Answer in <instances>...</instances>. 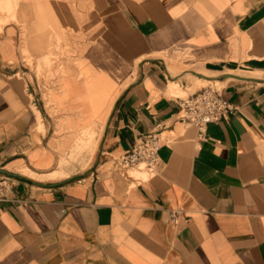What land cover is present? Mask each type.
<instances>
[{"label":"crops","instance_id":"crops-1","mask_svg":"<svg viewBox=\"0 0 264 264\" xmlns=\"http://www.w3.org/2000/svg\"><path fill=\"white\" fill-rule=\"evenodd\" d=\"M54 2L76 23L71 40L95 42L81 76L62 77L49 97L51 114L42 91L55 76L43 82L42 52L30 48L29 64L21 51L32 7L21 2V23L0 31V168L17 174L0 203V264H264V0ZM229 75L240 78L220 93L236 109L202 137L184 127L179 101L202 88L191 84ZM63 127L73 134L63 144L88 163L54 178L66 173L61 157L40 175L57 166ZM155 127L170 140L157 174L116 171L114 159Z\"/></svg>","mask_w":264,"mask_h":264},{"label":"rangeland","instance_id":"rangeland-1","mask_svg":"<svg viewBox=\"0 0 264 264\" xmlns=\"http://www.w3.org/2000/svg\"><path fill=\"white\" fill-rule=\"evenodd\" d=\"M21 2L25 3L26 6H31L35 16L37 17V20H35L30 28H24L23 24H20L21 22L18 19L19 6L21 5ZM58 11L59 9L56 7L54 0H0V31L7 23L14 22L16 24H20L22 28L21 36L23 38L21 51L24 59L29 64H32L33 56L30 52V48H36L37 51L42 52L41 56L37 58V77L47 83L50 75L55 76V79L53 80V87L46 88L42 91V96L51 114H59L60 112H57L55 108L52 107L49 97L53 93L61 90L62 77L71 75L79 78L81 76L79 65L80 60L82 59L83 54L90 49L95 42L92 38L93 35L89 36V40L85 41L71 40L72 37L75 38L77 36L74 33V31L77 30L76 23L72 20H66L64 15L57 16ZM27 32L36 33L37 35L40 34V39L35 42H29L28 39H26L27 37H25V33ZM66 32L71 33L67 34ZM68 53H72L73 55L67 58L65 55ZM54 64H57V66L55 67ZM31 68H33V65ZM235 73L242 74L241 72ZM189 74L191 75V73ZM193 75L197 76L196 74ZM187 79L189 81H195L192 77H188ZM201 85L192 83L190 88H188V91H194L204 86H213L219 90L223 87L221 85L206 83ZM186 95L187 92L176 94L174 96L186 97ZM64 117L66 118V116ZM65 118L60 120L59 117H57V125L63 122ZM65 132L66 129L63 127L61 132H56V135L59 137L54 139L59 155L57 166L45 173L40 174L32 170L33 172L40 175L50 173L59 168L61 157H65L66 163L64 165V171L66 173L61 172L54 176V178H62L70 174V165L80 163L82 166H85L88 163V158L85 157L84 152L80 153L78 150L71 153L68 146L64 145L66 140H69L73 135L69 134L67 136L68 139L61 137L60 134H65ZM64 148L66 150H64ZM141 173H145V171H129V175L133 180H147L149 178V175L146 174L145 176H141Z\"/></svg>","mask_w":264,"mask_h":264},{"label":"built area","instance_id":"built-area-1","mask_svg":"<svg viewBox=\"0 0 264 264\" xmlns=\"http://www.w3.org/2000/svg\"><path fill=\"white\" fill-rule=\"evenodd\" d=\"M179 108L178 121L186 127H195L201 137L209 123L227 118L228 114L236 109L232 103L222 97L220 90L213 86H204L181 99ZM169 141L166 131L155 127L138 137L128 152L114 159V169L127 176L128 170L142 166L149 178L155 176L159 166V149ZM13 185L8 175L0 177V203L7 200ZM180 213V209L171 210L170 219L176 220Z\"/></svg>","mask_w":264,"mask_h":264},{"label":"bare ground","instance_id":"bare-ground-1","mask_svg":"<svg viewBox=\"0 0 264 264\" xmlns=\"http://www.w3.org/2000/svg\"><path fill=\"white\" fill-rule=\"evenodd\" d=\"M194 77H196V76H194ZM198 78H200L199 76H197ZM233 78H237V77H235V75H229V76H226V78H224V80H219V79H217V78H212V79H208V80H206L205 78H201V81L203 82V83H206V84H217V85H220L221 83H223L225 80H227V79H233ZM175 89V88H174ZM185 127V126H184ZM132 170H140V171H145L143 168H142V166H139V167H136V168H132V169H130V170H128V175H127V177H129L130 179H132L131 178V176L129 175V171H132ZM148 175V173L145 171V173H141L140 175L141 176H145V175ZM142 181H143V179H141Z\"/></svg>","mask_w":264,"mask_h":264},{"label":"water","instance_id":"water-1","mask_svg":"<svg viewBox=\"0 0 264 264\" xmlns=\"http://www.w3.org/2000/svg\"><path fill=\"white\" fill-rule=\"evenodd\" d=\"M235 77L240 78V77H238V76H235ZM0 173H2V174H6V175H8V176H10V175L16 176V175H17V174H15V173L8 172L7 170H4V169H2V168H0Z\"/></svg>","mask_w":264,"mask_h":264}]
</instances>
